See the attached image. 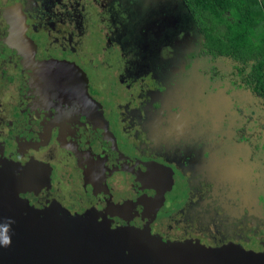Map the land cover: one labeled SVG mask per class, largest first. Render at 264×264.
I'll list each match as a JSON object with an SVG mask.
<instances>
[{
    "label": "flooded vegetation",
    "instance_id": "flooded-vegetation-1",
    "mask_svg": "<svg viewBox=\"0 0 264 264\" xmlns=\"http://www.w3.org/2000/svg\"><path fill=\"white\" fill-rule=\"evenodd\" d=\"M205 42L182 0H0L8 211L264 254V96Z\"/></svg>",
    "mask_w": 264,
    "mask_h": 264
},
{
    "label": "water",
    "instance_id": "water-1",
    "mask_svg": "<svg viewBox=\"0 0 264 264\" xmlns=\"http://www.w3.org/2000/svg\"><path fill=\"white\" fill-rule=\"evenodd\" d=\"M9 205L0 196V241L10 240L0 243V264H264V254L163 244L130 228L79 216L9 212Z\"/></svg>",
    "mask_w": 264,
    "mask_h": 264
},
{
    "label": "trees",
    "instance_id": "trees-1",
    "mask_svg": "<svg viewBox=\"0 0 264 264\" xmlns=\"http://www.w3.org/2000/svg\"><path fill=\"white\" fill-rule=\"evenodd\" d=\"M214 55L235 57L246 84L264 96V0H182Z\"/></svg>",
    "mask_w": 264,
    "mask_h": 264
},
{
    "label": "rangeland",
    "instance_id": "rangeland-1",
    "mask_svg": "<svg viewBox=\"0 0 264 264\" xmlns=\"http://www.w3.org/2000/svg\"><path fill=\"white\" fill-rule=\"evenodd\" d=\"M167 5H166V9H167V12H161L158 16L159 17H164L166 20H172L173 21V19L171 18V17H174V13H173V11H174V8H171V9H169L170 8V5H169V3L167 2L166 3ZM87 43L88 42H86L84 45H87ZM85 72V75H86V77L88 78L87 80H89V82L91 83V85H92V87H93V89H94V91L95 92H98L99 91V89H98V87H97V84H98V80H96L95 78H94V75H93V73H92V69H89V71L88 70H86V71H84ZM111 72L109 71V70H107L106 71V73H105V75L107 76V77H109L110 79H111ZM115 78V77H114ZM101 80L103 81H105L106 83H110L112 80H116V79H111V80H105V79H102L101 78ZM179 195H180V193H179V191H177V192H175L174 193V197L177 199V198H179Z\"/></svg>",
    "mask_w": 264,
    "mask_h": 264
},
{
    "label": "clouds",
    "instance_id": "clouds-1",
    "mask_svg": "<svg viewBox=\"0 0 264 264\" xmlns=\"http://www.w3.org/2000/svg\"><path fill=\"white\" fill-rule=\"evenodd\" d=\"M0 243L7 246L8 244H10V240L7 237H5L2 241H0Z\"/></svg>",
    "mask_w": 264,
    "mask_h": 264
}]
</instances>
